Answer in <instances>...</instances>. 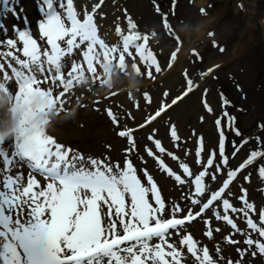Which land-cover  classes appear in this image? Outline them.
Wrapping results in <instances>:
<instances>
[{
	"label": "snow or ice",
	"instance_id": "snow-or-ice-1",
	"mask_svg": "<svg viewBox=\"0 0 264 264\" xmlns=\"http://www.w3.org/2000/svg\"><path fill=\"white\" fill-rule=\"evenodd\" d=\"M2 3L6 13L20 19L18 0ZM104 4L105 0H96L80 11L75 0H39L35 35L26 16L25 27L13 25L11 37L0 23L4 36L0 39V102L6 101L13 112L10 134L0 132V264H251L249 258H264V206L250 202L248 189L238 180L251 183V171L246 170L258 165V176L264 181V125L258 126L260 134L254 138L257 149L238 166L237 154L251 137L245 139L228 111L214 119L216 148L206 149L199 136L194 154L175 125H170L171 142L185 157L194 156L199 167L195 172L163 145L154 126L148 129L146 139L151 143L143 145V152L179 186L182 195L176 199H169L143 167L148 161L137 139L140 129L166 111L165 105L136 127L122 123L124 116L105 108L116 135L127 145L122 161L107 155L86 157L49 134L54 117L70 114L65 106L72 97L81 103L76 90L98 97L103 93L93 101L100 105L118 95L113 88L121 76L140 91L139 80L155 81L165 70L150 46L157 33L141 32L126 12L124 27L113 25L116 41L104 38L99 23L106 18ZM201 13L206 15V9ZM162 24L177 41L166 65L170 70L178 61L182 42L173 36L166 15ZM105 34L112 33L106 30ZM184 75L187 95L199 85ZM203 92L207 97L208 90ZM143 96L152 103L146 90ZM203 106L215 115L207 99ZM134 107L139 110V102ZM126 116L135 119L130 112ZM226 131L239 139L229 141ZM166 158L177 162L180 171L173 170ZM237 186L239 195L234 191ZM200 223L211 248L190 231ZM224 245L232 246L236 256L226 255Z\"/></svg>",
	"mask_w": 264,
	"mask_h": 264
},
{
	"label": "rangeland",
	"instance_id": "rangeland-1",
	"mask_svg": "<svg viewBox=\"0 0 264 264\" xmlns=\"http://www.w3.org/2000/svg\"><path fill=\"white\" fill-rule=\"evenodd\" d=\"M171 1L172 0H110V3L106 6L105 11L106 16L113 15L115 12V15L113 16L117 17L115 5L121 4L123 5L124 16L126 12L127 15L130 16L139 26V30L141 32L154 30L157 33L156 42L158 43V47L157 45L156 47L160 52V58L163 59L161 60L163 68H166L167 63L169 62L168 53L170 52V49L172 48L173 50L175 48V44L168 40L166 35H163L162 24V16L164 14L167 15V9L169 7V2L171 3ZM35 2L36 0H18L16 7L20 8V6L27 5L30 7V11L26 10L27 13L31 16L37 17V5ZM209 2H212L214 6L212 9L206 11L207 14L205 15L201 13L202 6L196 4L190 5L188 0H180L178 6L179 14L174 19V24L172 23L171 26L175 28L180 37L184 39L183 36L186 30L198 29L203 20L207 19L209 16L214 17L217 20V25L215 26V39L218 41V46L221 45L225 47L224 51H226V55L223 53L224 51H220L219 47L218 49H213L208 38H206L207 36H204L202 40L195 41L192 44L202 50L204 63L202 65L197 64L192 57H189V59L185 60L186 66H182L181 70L187 71V75L189 73L192 78L196 79V81L202 82L199 80V74L196 71L197 69H206L207 66L214 63H222L223 68L215 74L217 75V79L212 76L207 77L208 84L206 85V88L211 89V100L217 106L219 105L217 97L218 84H220V86L224 85L223 80H226V82L229 81L228 78H231L232 73L237 75L239 83L243 86L245 89L244 91L246 92L244 97H241L235 89V85H238V83L234 82L233 84H229L227 88H225L224 85V88L228 94H231L230 96L234 99V101H236L232 107V111L238 115V126L240 127V130L244 133L245 139L251 137L249 145H246L243 150V155L245 157L249 151L257 149L258 146L256 145L254 138L260 134L258 126L264 125V87L263 83H261L256 76L259 69L264 68V37L260 38L255 30L253 31V36L255 35V38L250 40L251 38L248 39L249 32L247 30V27L252 23H254L255 27H257V31H259V28L262 29L263 25L262 23L260 24V21H262L261 19L264 14V0H204V6ZM92 3H94V0H86V4L90 5ZM239 4H242L241 7L243 10H240ZM157 7L160 9L159 12L156 11ZM80 10H83V5H81ZM245 12L248 13L245 14ZM0 18L1 22H7V20H10L9 28L11 25L17 24L14 17L4 11L0 13ZM120 18H122V11ZM108 19V24L113 28L112 24L114 20H112L111 17H108L107 20ZM125 22H127L126 18ZM105 23L106 22H104V25H108ZM234 36L236 38L231 40ZM164 42L167 44L166 46ZM233 51L236 53L234 54ZM248 62L253 64L254 73H251V68L248 67ZM225 65H227V67ZM176 68H178V70L172 72L170 71V77L174 79L170 80L168 77L161 81L162 83L160 84V87L157 86V88H160L159 94L154 97L152 102L153 104H156V102L161 100H173L176 98V95L179 93L181 94L184 90H187L185 89L187 88L186 77L179 70L178 66ZM160 74H157L156 77H159ZM166 74L169 75V73ZM166 74H164V76ZM122 79L125 81L129 80L125 77H122ZM202 90L203 83L201 84L200 90L193 98L191 95L189 98L183 100L180 105L174 109L176 110L175 112H172L161 120L165 127L169 120L174 118L178 122L177 124L180 125L181 132L185 134L186 138L184 139L187 141V144L189 143L188 139L192 137L191 135L193 132H198L204 136L206 135L209 143L213 141L215 144L216 142V134L214 133L212 124V115L209 116L202 114V108L199 105L200 92ZM104 91H107V89ZM165 92L168 93L167 96H164ZM102 95L103 93H101V96L98 97L93 95V93L86 92L84 89H78L76 90V96L82 98L81 103L77 104L75 97H72L69 103L65 106L67 112L70 113L66 115L70 116H73L70 105L72 104V107L75 108L76 113L74 115L77 117L71 122L77 130L67 133L68 137L64 138L63 142H66L68 146H71L72 148L76 146L77 151L83 153L86 157L92 156L102 158L105 155H110L109 150L112 149V143L115 142V139H117L114 131L110 128L111 125L103 116V112H96L93 109L94 106H98L94 104L93 101L95 99L102 98ZM137 96L138 95L135 97ZM119 98L121 103H123L122 105L125 106V110L127 107L131 106L129 101H126L125 103L123 102V100L127 98V95L125 96V94H123ZM121 103H113V105L117 106L119 110H122L124 106H122ZM4 104L5 102H0V106H4ZM102 105L104 108L107 106V103H103ZM195 105L200 107V111L198 114L191 117V111L188 108ZM150 106L151 104L148 105L145 112H142V107L139 109L140 112H135L136 114H134V117L138 120V122L143 121L145 114L148 115V111L151 112L153 109L158 107L157 104L152 107ZM185 109L186 113H182L181 111ZM79 116L83 118L79 120ZM202 116L204 117L203 122L201 121ZM198 127L201 128L203 132H199L197 130ZM105 131L110 135L109 137L105 135L103 136ZM208 133L212 134V138L208 139ZM93 137L98 140H93L89 143L86 142V140H90ZM121 147H125L123 140L121 141L119 148ZM124 149L125 148L121 151L122 156L124 155ZM113 161L116 160L113 159ZM176 191L177 193H181L179 189H176ZM166 196L169 199H174L172 196H168L167 194ZM261 201L264 202V199L261 198Z\"/></svg>",
	"mask_w": 264,
	"mask_h": 264
},
{
	"label": "bare ground",
	"instance_id": "bare-ground-1",
	"mask_svg": "<svg viewBox=\"0 0 264 264\" xmlns=\"http://www.w3.org/2000/svg\"><path fill=\"white\" fill-rule=\"evenodd\" d=\"M196 2H198V4H202V0H196ZM212 21H213V18L212 19H209L206 21L205 25V28L201 29V27L199 28V30H193V29H189L185 32H187L185 34L186 36V43L187 44H191L193 40H197V39H201L202 38V35H203V30H205V32H207V29H210L211 28V24H212ZM171 74L167 75V77H170ZM165 77H163L162 79H166ZM160 79V81L162 80ZM144 86H147V87H152L151 84H148V83H144L143 84ZM61 121L60 123H62L61 127L57 124L56 128L57 129H54L53 126H52V129L51 131L57 136V140L59 141L60 138H67V133L69 132H72V131H75L77 130L74 126H73V123L71 121H68L67 118L65 117H62V118H59Z\"/></svg>",
	"mask_w": 264,
	"mask_h": 264
},
{
	"label": "clouds",
	"instance_id": "clouds-1",
	"mask_svg": "<svg viewBox=\"0 0 264 264\" xmlns=\"http://www.w3.org/2000/svg\"><path fill=\"white\" fill-rule=\"evenodd\" d=\"M0 132H5V133L10 134V129L9 128H3V129H0Z\"/></svg>",
	"mask_w": 264,
	"mask_h": 264
}]
</instances>
